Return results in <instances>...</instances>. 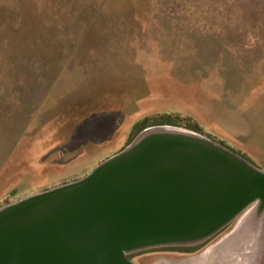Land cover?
I'll use <instances>...</instances> for the list:
<instances>
[{
	"label": "rangeland",
	"instance_id": "obj_1",
	"mask_svg": "<svg viewBox=\"0 0 264 264\" xmlns=\"http://www.w3.org/2000/svg\"><path fill=\"white\" fill-rule=\"evenodd\" d=\"M168 115L264 169V0H0V207L84 177ZM237 220L194 254L132 260L195 264Z\"/></svg>",
	"mask_w": 264,
	"mask_h": 264
},
{
	"label": "water",
	"instance_id": "obj_2",
	"mask_svg": "<svg viewBox=\"0 0 264 264\" xmlns=\"http://www.w3.org/2000/svg\"><path fill=\"white\" fill-rule=\"evenodd\" d=\"M244 212L264 218V169L197 131L149 126L84 177L1 206L0 264H136L129 254L203 243Z\"/></svg>",
	"mask_w": 264,
	"mask_h": 264
},
{
	"label": "bare ground",
	"instance_id": "obj_3",
	"mask_svg": "<svg viewBox=\"0 0 264 264\" xmlns=\"http://www.w3.org/2000/svg\"><path fill=\"white\" fill-rule=\"evenodd\" d=\"M251 216V212L242 213L222 244L206 249L194 259L195 264H247L254 259L256 261L264 236V218L257 227H253L250 225Z\"/></svg>",
	"mask_w": 264,
	"mask_h": 264
},
{
	"label": "trees",
	"instance_id": "obj_4",
	"mask_svg": "<svg viewBox=\"0 0 264 264\" xmlns=\"http://www.w3.org/2000/svg\"><path fill=\"white\" fill-rule=\"evenodd\" d=\"M165 124L166 125H173V126H183L175 118H172L171 115H168L165 117H159L158 120L151 121V122H149L148 117H146L141 122H137L135 127L137 128V131L139 133L149 126L165 125ZM186 127L188 129H191V130H194L197 132H202L201 127L198 124H191L190 123V124L186 125ZM209 240H207L203 243H200V244H196V245L162 246V247H158V248H164L165 250H174V251H178V252H182V253L194 254V253L202 250L204 248V246L209 242ZM130 256H133V254H131Z\"/></svg>",
	"mask_w": 264,
	"mask_h": 264
},
{
	"label": "flooded vegetation",
	"instance_id": "obj_5",
	"mask_svg": "<svg viewBox=\"0 0 264 264\" xmlns=\"http://www.w3.org/2000/svg\"><path fill=\"white\" fill-rule=\"evenodd\" d=\"M173 251V250H172ZM131 254H133V253H131ZM131 254H129V257L132 259L133 258V256H130Z\"/></svg>",
	"mask_w": 264,
	"mask_h": 264
}]
</instances>
